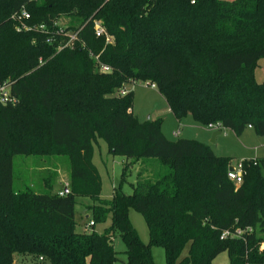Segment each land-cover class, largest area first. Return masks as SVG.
Here are the masks:
<instances>
[{
	"label": "trees",
	"instance_id": "obj_1",
	"mask_svg": "<svg viewBox=\"0 0 264 264\" xmlns=\"http://www.w3.org/2000/svg\"><path fill=\"white\" fill-rule=\"evenodd\" d=\"M61 16L77 22L61 26ZM97 20L112 42L96 35ZM68 32L77 39L61 48ZM261 58L264 0H0V83H10L15 99L0 102V264H14L15 255L36 264L41 256L45 264H115L117 236L128 264H156L153 247L164 248L167 264H212L223 252L230 264H264V157L241 161L236 184L232 158L198 140L168 139L161 119L133 114V91L120 93L150 81L178 121L190 115L264 136V82L254 76ZM97 138L125 158L121 183L145 164L133 193L120 183L110 200L100 197ZM35 154L68 159L63 194L15 186L14 157ZM77 197L92 199L94 225L109 226L78 231ZM130 208L145 217L149 243ZM248 227L243 238L221 239Z\"/></svg>",
	"mask_w": 264,
	"mask_h": 264
},
{
	"label": "rangeland",
	"instance_id": "obj_2",
	"mask_svg": "<svg viewBox=\"0 0 264 264\" xmlns=\"http://www.w3.org/2000/svg\"><path fill=\"white\" fill-rule=\"evenodd\" d=\"M58 24L66 26L77 21L71 16H61ZM20 30L19 27L16 28ZM254 76L258 82H264V58L258 60ZM150 81H138L134 84H128V91H133V114L140 122L148 119H161L162 132L172 141L180 138L194 139L210 146L217 156L230 157L231 166H237L244 160H253L264 157V136H258L254 129L248 127L241 135L235 134L231 129H219L221 134L217 135L212 142L213 133L217 130L209 126L197 123L192 116H187L182 121H178L171 112L166 100L157 88L150 85ZM178 132V133H177ZM93 162L96 165L101 178L100 197L110 200L114 194V187L122 181L123 166L125 158L112 155L108 152V145L102 138L93 141ZM129 162V161H128ZM141 162L129 168L130 175L125 182L121 183L120 190L125 194L133 193V184L136 183L137 174L141 170ZM147 166V165H146ZM158 164H152L149 170H156ZM71 164L66 157L54 155H17L13 159L14 181L17 188L26 186L32 187L35 191H43L51 188L54 192H62L70 185ZM75 207V220L77 230L80 232L90 233L93 230L102 232L110 221L107 223H97L94 226L86 227L92 220L89 206L93 201L89 197H77ZM129 219L136 229L140 239L144 243H149V227L145 217L130 208ZM264 236V233H259ZM114 245L118 251V260L115 264H128L126 256V243L117 236ZM264 249V242L260 246ZM188 248L183 251V256L187 254ZM152 255L156 264H167L166 253L162 247H153ZM14 264H36L32 258L15 255ZM212 264H230L229 256L226 252L219 254Z\"/></svg>",
	"mask_w": 264,
	"mask_h": 264
},
{
	"label": "built area",
	"instance_id": "obj_3",
	"mask_svg": "<svg viewBox=\"0 0 264 264\" xmlns=\"http://www.w3.org/2000/svg\"><path fill=\"white\" fill-rule=\"evenodd\" d=\"M28 12L26 10L22 11L21 17H28ZM14 18V17H13ZM39 29L42 31H46L45 30V26L44 25H40ZM95 31H96V35L97 36H106V41L107 42H112L113 38L111 36H109L104 28V26L102 25V22L97 20L95 22ZM58 33L62 32V30H58ZM69 38L67 40V42H65L61 48H64L66 46H70L74 40L77 39V33H73V32H68L66 34ZM102 71L104 72H108L110 71L109 68L107 66H102L101 68ZM151 87L156 88V85L154 83H150ZM127 89L124 88L120 91V93L122 95L127 93ZM15 99L11 96V89H10V83L8 82H4V83H0V102L2 103H7V102H13ZM209 127L211 128H216V129H220V125L216 124H210ZM178 133V132H177ZM228 177L230 180L234 181L236 184H240L242 182L243 179V172H242V166L240 163H238V165L235 167L233 166V169L228 171ZM61 194H63V191L61 192ZM89 226H94V221H90L89 224H86V227ZM245 232H252V228L248 227L246 230L243 229H235V230H225L222 232L221 234V239H226V238H243V235ZM37 264H45L44 262V258L41 256L39 257V261Z\"/></svg>",
	"mask_w": 264,
	"mask_h": 264
},
{
	"label": "water",
	"instance_id": "obj_4",
	"mask_svg": "<svg viewBox=\"0 0 264 264\" xmlns=\"http://www.w3.org/2000/svg\"><path fill=\"white\" fill-rule=\"evenodd\" d=\"M219 134H221V130H217V131H215V132L213 133V136H212V142L215 141L216 136L219 135ZM229 169L232 170V169H233V166H231Z\"/></svg>",
	"mask_w": 264,
	"mask_h": 264
},
{
	"label": "crops",
	"instance_id": "obj_5",
	"mask_svg": "<svg viewBox=\"0 0 264 264\" xmlns=\"http://www.w3.org/2000/svg\"><path fill=\"white\" fill-rule=\"evenodd\" d=\"M126 89H127V88H126ZM127 90H128V89H127ZM179 122H180V121H179ZM217 130H219V129H217ZM217 130H216V131H217ZM65 185H66V186H68V183H67V184H65Z\"/></svg>",
	"mask_w": 264,
	"mask_h": 264
}]
</instances>
